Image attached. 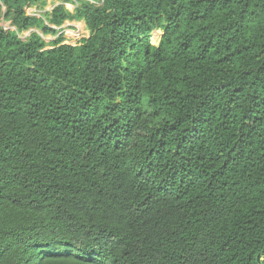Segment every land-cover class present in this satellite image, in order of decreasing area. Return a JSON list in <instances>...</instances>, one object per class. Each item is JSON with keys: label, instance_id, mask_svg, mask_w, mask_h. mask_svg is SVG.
I'll return each instance as SVG.
<instances>
[{"label": "trees", "instance_id": "trees-1", "mask_svg": "<svg viewBox=\"0 0 264 264\" xmlns=\"http://www.w3.org/2000/svg\"><path fill=\"white\" fill-rule=\"evenodd\" d=\"M71 1L0 0V264H264V0Z\"/></svg>", "mask_w": 264, "mask_h": 264}, {"label": "rangeland", "instance_id": "rangeland-1", "mask_svg": "<svg viewBox=\"0 0 264 264\" xmlns=\"http://www.w3.org/2000/svg\"><path fill=\"white\" fill-rule=\"evenodd\" d=\"M43 1H46V4H47V10H50L52 9L53 7L55 6H58V5H61L64 3V0H43ZM85 1H89V0H85ZM98 4V3H97ZM65 7H66V10L67 11H70L71 13H74L76 7H77V4L73 1L71 2H68L65 4ZM34 12L33 9H28L27 10V13L28 14H32ZM77 23H82V26L84 25L85 26V22L84 21H74L72 23H66L65 25H67L68 27H70L71 25L73 26L74 24H77ZM5 29H10V30H14V28L12 27V25L10 23H5L3 24ZM64 25V26H65ZM70 25V26H69ZM66 26V28H67ZM40 34H42V31H38ZM163 31L162 30H155L152 37H151V42L153 45H156L158 46L161 42V38H162V35H163ZM30 35V32H27V33H24V38L28 37ZM79 35L78 31H72V30H67L65 36L68 38H70V40H73L71 43H74L76 44L77 40L79 38H77ZM88 35H89V31H88ZM57 37L54 36V35H48V36H45L44 39L48 45V49L51 47V43L56 39ZM68 41V40H67Z\"/></svg>", "mask_w": 264, "mask_h": 264}, {"label": "built area", "instance_id": "built-area-1", "mask_svg": "<svg viewBox=\"0 0 264 264\" xmlns=\"http://www.w3.org/2000/svg\"><path fill=\"white\" fill-rule=\"evenodd\" d=\"M53 8L50 9V10H47L46 9V11H52ZM29 9H33L34 10V12L31 14V16H38V17H40V12L37 9H35V8H29ZM28 15H30V14H28ZM66 26L67 25L63 26L62 28L53 27L54 29H57L59 31V35H63L64 36V42H63V44L71 45V46H78V45L81 44V42H82L83 39H85L86 37L89 36L88 35V30L86 29V25L85 26L84 25L82 26V23H77V24H74L73 26L72 25L71 26L69 25L70 27L67 26V28H66ZM67 30H72L73 32L74 31H78L79 35H78L77 38H79V39L77 40L76 44H74L75 42L74 43H71L73 40H70V38L67 39V37L65 36Z\"/></svg>", "mask_w": 264, "mask_h": 264}, {"label": "crops", "instance_id": "crops-1", "mask_svg": "<svg viewBox=\"0 0 264 264\" xmlns=\"http://www.w3.org/2000/svg\"><path fill=\"white\" fill-rule=\"evenodd\" d=\"M74 22V21H73ZM76 22V21H75ZM67 23H72L71 21L70 22H67ZM86 25V24H85Z\"/></svg>", "mask_w": 264, "mask_h": 264}]
</instances>
